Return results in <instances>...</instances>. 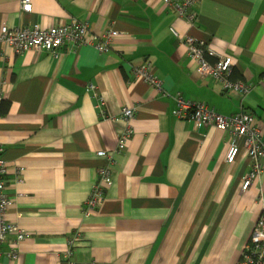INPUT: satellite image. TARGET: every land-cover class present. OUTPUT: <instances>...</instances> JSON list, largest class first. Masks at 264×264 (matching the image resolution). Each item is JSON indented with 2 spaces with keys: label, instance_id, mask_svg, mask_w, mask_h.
<instances>
[{
  "label": "crops",
  "instance_id": "obj_1",
  "mask_svg": "<svg viewBox=\"0 0 264 264\" xmlns=\"http://www.w3.org/2000/svg\"><path fill=\"white\" fill-rule=\"evenodd\" d=\"M187 13L195 14L193 24L164 0H33L31 12L20 0H0V28L47 29L77 18L99 35L121 32L108 52L85 45L58 56L17 54L0 42V145L14 198L6 219L29 234L16 259L7 254L16 235L8 236L0 264L238 262L264 215V171L244 190L252 161L243 141L229 163L231 132L173 110L178 93L225 115L245 110L264 135V0H201ZM172 28L205 40L211 62L232 56L230 78L253 90L243 96L200 77ZM144 62L169 96L135 74ZM125 106L135 108L130 120L121 117ZM129 128L134 132L119 151ZM99 150L113 156V184L86 215L99 169L109 164Z\"/></svg>",
  "mask_w": 264,
  "mask_h": 264
},
{
  "label": "built area",
  "instance_id": "obj_2",
  "mask_svg": "<svg viewBox=\"0 0 264 264\" xmlns=\"http://www.w3.org/2000/svg\"><path fill=\"white\" fill-rule=\"evenodd\" d=\"M21 9L26 12L33 10V0H20ZM201 0H164L168 5H174L180 15L193 24L195 14L187 13V10L198 4ZM174 35L181 38L188 47L191 57L196 61V71L200 77L207 79L220 80L226 91L246 95L250 93L254 85L244 80H232L230 78L234 67V58L230 55L219 57L215 62H211L208 55L213 53L209 44L202 39L191 35L181 36L175 29H171ZM121 32L110 29L101 35L94 33L86 21L73 18L69 23H60L47 29H41L36 26L9 27L2 25L0 28V42L10 45L15 53L22 54L26 51H48L56 56L60 50L68 47L76 50L85 45H94L100 52H108L112 48V40ZM134 72L137 76L144 78L152 87L161 91L163 96H169L170 93L163 88L162 80L152 72L150 62L134 66ZM91 88H95L91 85ZM176 105L174 114L183 120H191L200 126L213 127L218 130L229 131L234 135L230 149L227 152L226 159L229 163H234L240 154L238 141H243V147L246 154L252 161V170L244 177L243 188L249 189L256 177L264 171V135L263 129L257 124L254 113L242 110L231 115H225L216 111L204 102L189 100L180 93L175 96ZM135 115V108L125 106L121 111V117L132 119ZM134 132L128 129L119 139L120 151L127 139ZM4 148L0 145V258L2 255V246L8 240L11 233H15L16 239L13 241L8 256L16 259L18 257L17 244L23 241L29 234L17 224L11 223L6 219V213L9 207L14 204V198L7 191L8 163L2 157ZM99 157L108 160V166L99 169V180L95 183L92 192L87 199L84 207V213L91 215L96 212L105 198L107 187L113 184L112 164L113 156L107 150L97 151ZM24 171L23 167L17 168V173ZM81 235L76 233L70 241L71 247H76ZM72 256V251H68ZM69 264H75L69 259ZM88 264H102L96 260ZM236 264H264V215H260L255 221L252 232V239L248 241L242 250L240 259Z\"/></svg>",
  "mask_w": 264,
  "mask_h": 264
}]
</instances>
